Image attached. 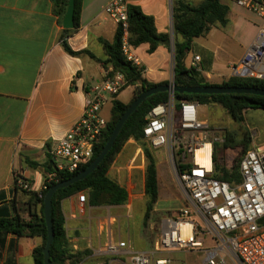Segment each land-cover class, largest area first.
I'll list each match as a JSON object with an SVG mask.
<instances>
[{
  "label": "crops",
  "instance_id": "crops-1",
  "mask_svg": "<svg viewBox=\"0 0 264 264\" xmlns=\"http://www.w3.org/2000/svg\"><path fill=\"white\" fill-rule=\"evenodd\" d=\"M109 1H81L80 25L72 29L67 41L74 51L88 52L71 55L62 44L65 28L56 13L55 0H0V218L20 215L29 221L33 215L41 216L39 194L46 178L44 166L50 160L49 148L54 139L64 135L82 116L89 87L106 78L111 70L103 64L107 55L100 40L112 42L118 27L103 11ZM220 1L229 7L227 24H216L196 37L185 58L187 67H195L201 78L215 85L232 77L231 65L241 59L258 29L264 27V16L238 6L234 0ZM128 3L153 16L158 32L169 36L153 53L148 52L147 43L132 46L141 59L143 77L155 84L174 81L173 0H128ZM195 56L200 58L195 60ZM127 88H132V96L124 101L120 96ZM136 89L138 85H127L117 94V99L129 104ZM108 104L111 107L106 117ZM111 109L112 101L102 110L108 122ZM249 110L244 112L246 126ZM254 134L251 133L250 148L262 149L264 140H258ZM133 140L126 142L108 170V175L127 189L129 208L144 203V187L142 193L134 194V175L129 172L135 168L143 171V149L139 147L129 159L124 167L129 170L126 174L121 175L123 167L116 163L126 149L133 147ZM139 155L141 163L129 166ZM35 163L39 166L35 167ZM226 167L231 168L232 161L226 160ZM18 178L30 183L31 189L18 187ZM80 192L60 202L67 249L71 253L89 252L79 264H99L98 259L103 255L100 249L107 243L130 242L121 236L129 224L125 225L120 218V222H115L116 207L123 212L125 205H91L87 191L88 199L79 201ZM41 242L38 236H19L0 230V264H33L34 249ZM119 258L125 255L114 256L113 260L122 261Z\"/></svg>",
  "mask_w": 264,
  "mask_h": 264
},
{
  "label": "built area",
  "instance_id": "built-area-1",
  "mask_svg": "<svg viewBox=\"0 0 264 264\" xmlns=\"http://www.w3.org/2000/svg\"><path fill=\"white\" fill-rule=\"evenodd\" d=\"M234 2L264 16V0ZM128 5V0H110L103 11L123 31L122 51L126 59L141 67V59L129 42ZM199 58L195 56V60ZM231 75L264 80V27L258 29L241 59L231 65ZM126 86L125 75L116 72L89 87L82 116L49 148L59 171L75 172L91 162L108 126L103 107ZM200 106L195 101L177 102L175 93L170 91L165 101L148 111L143 127L149 148L165 152L187 205L176 215L162 219L152 250L137 251L130 242L120 240L107 243L101 253L126 255L129 264H172L169 254L179 249L201 253V264H264V147L244 152L239 181L217 178L214 154L216 144L223 139L217 135L216 126L200 117ZM134 163L132 159L129 166ZM59 181L56 171L49 172L39 196L48 185ZM17 185L31 189L22 178H18ZM78 199L86 201V192H80Z\"/></svg>",
  "mask_w": 264,
  "mask_h": 264
},
{
  "label": "trees",
  "instance_id": "trees-1",
  "mask_svg": "<svg viewBox=\"0 0 264 264\" xmlns=\"http://www.w3.org/2000/svg\"><path fill=\"white\" fill-rule=\"evenodd\" d=\"M81 1L75 0V15L74 28L80 25ZM56 13L59 15L60 23H62L65 14L68 0H55ZM229 7L223 4L220 0H200L198 3H193L189 0H173V30L175 33L174 39V83L178 86H208L210 84L201 78L195 67H187L185 58L191 51L194 39L210 30L216 24L225 25L228 22L227 14ZM129 17V42L134 47L147 43L149 45L148 52L153 53L161 44L162 41H168L167 33H159L154 17L145 14L141 8L134 4L128 5ZM72 29H63L61 39L65 50L71 55H81L88 52L87 50L74 51L68 44L67 37ZM122 34L120 26L117 27L115 38L112 42L105 39H100L107 55V59L103 61L106 69L109 70L108 75L116 72H121L125 75L127 85H138L135 90L132 101L144 90L152 87L155 83L149 82L143 77L142 68L134 65L127 60L122 51ZM94 57V55H92ZM108 62H112L111 66H107ZM167 83V82H164ZM218 85L224 86H245V87H260L264 88V80L257 78H240L231 77L227 81H223ZM176 101L182 100L199 102L201 105L217 103L231 116L233 120L239 123H244V112L249 108L264 109V96L250 93H175ZM168 98V92H159L143 101L137 109L129 116L121 129L117 140L101 161L97 169L89 174L85 179L78 181L70 186L60 188L55 192L52 199V218L55 230V238L51 246V260L53 264H79L88 254V251H79L71 253L67 249V237L64 225V217L61 212L60 202L63 198L78 193L87 191L91 205H120L128 200V191L121 186L116 180L108 175V170L114 157L121 151L124 144L134 139L141 143L144 155L146 157L145 169V193L148 196L147 210L145 220L149 217V212L159 196V183L156 159L145 142L143 127L148 111L157 103L165 101ZM131 101V102H132ZM130 102V103H131ZM129 103V104H130ZM129 104L123 103L114 96L112 101L111 119L108 122L107 129L104 133L102 142L95 148L92 160L101 152L107 142L115 124L126 110ZM252 141V136H247L241 142L245 148V152L250 149L248 144ZM236 145L231 137H227L225 146ZM248 148V149H247ZM241 160V158H240ZM239 160V163H240ZM215 161V176L221 180L234 182L240 180L239 163L231 168H227L221 164L219 152L216 144L214 154ZM89 164V163H88ZM87 164V165H88ZM84 165L75 172H62L55 166V161L50 157L47 165L44 166L46 175L49 172L56 171L61 180L69 178L84 169ZM35 167L39 165L34 164ZM48 185L42 191V197H39L42 203L41 216L36 218L32 216L29 221L24 220L20 215L14 217H1L0 230L3 232H12L19 236H38L42 242L34 249L33 264H45L43 248L47 239V227L44 219V196L48 189L54 185ZM36 194V193H35ZM146 223V221H145Z\"/></svg>",
  "mask_w": 264,
  "mask_h": 264
},
{
  "label": "rangeland",
  "instance_id": "rangeland-1",
  "mask_svg": "<svg viewBox=\"0 0 264 264\" xmlns=\"http://www.w3.org/2000/svg\"><path fill=\"white\" fill-rule=\"evenodd\" d=\"M171 46L174 50V42L172 41ZM140 53V50L138 54ZM142 53V51H141ZM140 55V54H139ZM174 58V51H173ZM132 96V88L125 89L121 94V99L128 101ZM110 104L105 107V116L109 117ZM199 115L202 119L208 120L211 124L216 126L219 130L217 135L223 139L222 142L217 144L219 158L221 164L226 167V160L232 161V166L239 163L240 158L245 152L244 146L241 144L242 140L247 136L254 134L258 140H264V110L251 108L247 115V126L244 123L236 122L229 116V114L217 103L205 104L199 107ZM227 137H231L236 145L225 146ZM255 137V138H256ZM129 141V140H128ZM127 141V142H128ZM126 144V143H125ZM124 144V145H125ZM142 148L141 143L133 140V147L126 149L122 154L121 159L117 161V166L123 167L120 171L121 175L126 174V167L129 159L134 156L138 148ZM252 147V141L248 144V148ZM123 148V147H122ZM247 148V149H248ZM156 159L158 183H159V196L156 202L153 204L152 209L149 212V217L145 220V213L147 210L148 196L145 193V169H146V157L143 171L139 168L130 170L133 173V188L132 192L142 193V187H144V203H135L134 206L129 208L127 205L128 201L124 203L125 207L122 212L120 209L115 211L116 221L120 222L119 218L122 219L125 226L121 232L122 238L129 240L134 250L144 251L152 250L154 248L155 241L159 237L160 227L162 219L167 215H176L179 209L187 205V200L183 195L175 176L171 171V167L168 163L167 156L163 150L150 149ZM137 165L141 163L140 155L137 157ZM123 181V179H121ZM124 185L125 183L122 182ZM144 185V186H143ZM122 208V206H121ZM122 214V216H120ZM130 215V217H128ZM146 221V223H145ZM142 228V229H141ZM166 253H159V256H165ZM173 260L172 264H201L203 257L199 252H191L184 250H173L170 254ZM114 256L102 255L99 257V264H129V259L125 255V258H119L120 262L114 261Z\"/></svg>",
  "mask_w": 264,
  "mask_h": 264
},
{
  "label": "water",
  "instance_id": "water-1",
  "mask_svg": "<svg viewBox=\"0 0 264 264\" xmlns=\"http://www.w3.org/2000/svg\"><path fill=\"white\" fill-rule=\"evenodd\" d=\"M74 15H75V0H68L67 8L62 19V26L65 29L74 28ZM174 93H207V94H219V93H250L259 94L264 96V88L260 87H245V86H224V85H208V86H178L174 81L168 83L155 84L154 86L142 91L126 108L122 113L117 123L115 124L107 142L102 148L101 152L82 170L74 174L73 176L63 179L54 185H52L44 196V219L47 227V239L43 248L44 262L45 264H53L51 260V246L55 238V230L53 226L52 218V199L57 190L63 187L70 186L78 181L85 179L89 174L94 172L104 157L114 146L117 137L123 128L124 123L129 116L137 109V107L145 101L148 97L159 92Z\"/></svg>",
  "mask_w": 264,
  "mask_h": 264
}]
</instances>
